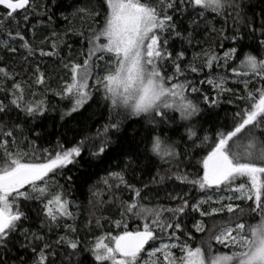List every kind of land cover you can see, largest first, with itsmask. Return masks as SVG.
I'll return each mask as SVG.
<instances>
[{"label": "snow or ice", "instance_id": "6c2138e0", "mask_svg": "<svg viewBox=\"0 0 264 264\" xmlns=\"http://www.w3.org/2000/svg\"><path fill=\"white\" fill-rule=\"evenodd\" d=\"M49 3L58 6V0ZM246 9L245 0H85L62 15L69 24L62 35L53 30L39 37L50 48L46 51L26 33L36 39L37 26L44 28L43 20L32 23L33 16H45L48 27L55 23L48 6H38L36 0H0V48L9 54L18 52L19 43L25 60L37 53L57 56L61 46L71 55L68 39L80 38L84 59L63 63L70 79L53 93L68 102L59 114L62 126L91 120L96 113H86L97 103L96 93L109 113L94 136L57 139L53 147L41 148V133L29 128L30 139L25 126L55 108L42 99L29 101L25 85L44 86L45 75L37 66L25 79L0 61V92L5 94L0 114L14 109L25 118L8 127L0 124V264H57L58 259L74 264L83 252L90 254V264H264V9L259 25ZM209 13L223 18L221 29L208 24ZM185 15L188 27L180 19ZM75 20L92 26L78 30ZM201 24L205 33L219 35L218 48L229 41L222 55L198 32ZM173 40L181 42L180 49L171 47ZM184 45L199 51L189 58ZM221 67L231 77L214 75ZM230 78L243 89L226 86ZM205 84L214 95L204 91ZM227 93L234 97L227 101L234 105L230 123L218 125L212 136H201L197 118L219 107ZM129 129L132 143L125 145L121 141ZM196 149L205 150L199 159ZM113 152L119 157L112 159L131 158L126 168L132 160L148 161L150 180L137 186L126 178L125 168L108 171L102 181L105 198L92 190L89 203L118 204L120 219L109 221L94 242H84L74 223H68L77 216L59 178L72 181L65 171L69 166L80 167L85 157L102 165ZM169 181L175 188H190L167 194L168 204L153 203L159 187ZM192 189L202 196L190 202ZM121 191L127 199L117 195ZM28 201L40 205L37 231L24 210ZM91 225L89 220L86 226ZM96 227H104L99 218ZM54 231L64 234L50 240ZM17 246L22 251L12 255ZM75 264L84 262L76 259Z\"/></svg>", "mask_w": 264, "mask_h": 264}, {"label": "trees", "instance_id": "16d2710c", "mask_svg": "<svg viewBox=\"0 0 264 264\" xmlns=\"http://www.w3.org/2000/svg\"><path fill=\"white\" fill-rule=\"evenodd\" d=\"M85 0H58V6L52 7V4L49 3V0H36L38 6L47 5L49 11L54 14L55 23L48 27V21L45 16H33L32 23L36 24L37 21L43 20L44 28L41 30V27L38 25L36 30V39H33L31 32H27V38L36 46V47H44L45 50H50L48 45H41L39 37H47L51 34L53 30L63 34L64 30L69 27L68 22L62 19V15H69L74 11L75 7L81 6ZM247 5V15L249 19L255 17V22L257 25L260 23L261 18V10L264 9V0H245ZM40 11L43 12L44 8L40 7ZM182 21L183 27H188V19L187 16L180 18ZM76 28L79 30L83 28V30L87 31L92 25H90L89 21H81L75 20L73 21ZM208 24L214 25L217 30L221 29L223 26V18L216 17L214 14H208ZM6 27H14V25H7ZM232 22L229 21L226 30L228 35H231L232 31ZM198 32L205 36L208 42L213 46L217 47L220 43L219 35L212 33H205L204 25L201 24ZM258 34V33H257ZM197 39H200L198 36ZM252 41L249 39L245 41V43H251ZM68 43L72 45L71 55H69V50L66 46H61L58 51V55L54 57H41L37 53V55L33 57H29L27 60L24 59L25 52L22 48L19 47V43L16 44L18 48V52L16 54H9L4 49L0 48V61L6 62L9 69L20 72L21 76L27 79L32 75L35 68L39 66L41 72L44 73L46 78V83L44 86L33 85L31 88L28 85H25V95L26 98L31 100H44L50 108L54 107L55 111H50L43 118L37 119L36 121L29 120L27 125L25 126V135H29V138H34L33 135L28 133L29 128H35L36 131L41 133V137L37 140V144L41 148H51L54 146L57 139H61L66 142H71L73 139H80L82 137L94 136L96 134V129L99 128L104 122L107 116L109 115L108 111L105 108L103 101L98 99L99 93L95 94V98L97 99V103L92 104V108L89 110V115L91 113H96L95 116L89 121H80L77 122L73 120L71 123H68L65 126H62V121L59 119L60 111L65 109V105L68 103L66 100H60L59 97L55 96L53 93L60 90L64 81L70 79V74L68 70L63 66V63H67L70 61L81 62L84 59V56L81 52L82 45L79 37H72L68 39ZM224 48H218L217 51L222 55L224 51L227 50L229 46V41H223ZM170 45L173 49H180L181 42L178 40L170 41ZM185 48H188L187 45H184ZM193 51H199V47L193 45V47L188 48L189 58L191 57V53ZM247 51V49H246ZM61 57L63 58V62L61 61ZM215 74H226L231 77L230 72L225 73V69L223 67L216 69ZM190 76L192 74H189ZM228 87L235 88L237 90H242V84H236L232 82L231 78L229 79ZM258 86V85H257ZM204 91L214 95L211 91L210 85L202 86ZM251 87V86H250ZM35 92V96H32L30 93ZM242 94V93H241ZM4 93L0 92V100L4 99ZM229 99H234L233 95L230 93L225 94L221 100L219 107L214 109H206V111L197 118L199 121L197 127L203 128V133L209 136H212L213 130L220 124L224 122L231 121V116L234 111V105L227 103ZM7 102V101H5ZM236 103H240L237 101ZM114 115V114H113ZM23 121L25 118L22 113H18L16 110H11L7 113V115L0 114V124L4 125V127H8L11 124H14L17 120ZM126 123H132L128 121ZM133 127L139 130L140 126L138 124H133ZM133 133L131 129L127 132L126 135L122 137V143L127 145L128 143H132L131 137ZM11 141V138H9ZM21 148L25 147L24 143L19 145ZM10 147L12 146L10 143ZM142 151V149H141ZM204 149H196V159H199L200 155L204 154ZM113 156L119 157V152H113L105 159V163L102 165H96L93 163L87 162V157L84 158L82 165L80 167L73 168L69 166L68 169H65L67 175L72 176V181H67L64 178H59L61 184L66 185V195L73 202L72 210L76 213V220L68 221L69 224H73L77 227L78 237L82 238L84 242H94L95 238L99 235H102L109 228V221L114 219H120V207L118 204L106 203L103 205L100 204H90L89 201L93 200L92 190H98L101 193V198H105V185L102 183L103 179L107 177L108 171H120L121 168H125L126 170V178L135 183L137 186H141L142 182H148L150 180L149 172L152 170V166L146 160H140L137 164L135 160H132V167L126 168V164L131 159L130 157H120L118 159H112ZM119 165V167H118ZM159 167H166L165 165H160ZM187 171L192 172L191 168H188ZM154 175V171L152 172ZM190 186L181 185L179 188L173 187V182L169 181L165 185L159 187L158 191V200H154L153 203L163 202L168 204L169 201L164 199V197L169 193L179 192L181 190H188ZM121 199H127V193L121 191L117 193ZM202 196L201 193L197 192L195 189L190 191V202L199 199ZM209 205H205L204 207H208ZM40 208V205L37 201H28L24 202V210L28 212L31 220L29 223L32 226L33 231H37L39 228L40 217H38L37 212ZM102 217H108V220L102 219ZM101 219V223L104 225L103 228L96 227V220ZM190 219V217H189ZM217 220L219 218H216ZM92 221L91 229H89L86 225L88 221ZM254 222V221H253ZM130 227L134 228L135 223L130 222ZM113 232L116 231L115 228L112 229ZM43 232H47V230H43ZM64 234L63 231H54L49 235L50 240H54L58 238L59 235ZM200 236L201 234H197ZM22 250L19 247H15L12 250V255L20 253ZM59 252H63V249H58ZM227 251V249L225 250ZM30 256L31 254L28 253ZM79 259L84 262V264H90L91 257L87 252L80 253L78 257L73 258V262L75 264V260ZM57 264H60L58 259Z\"/></svg>", "mask_w": 264, "mask_h": 264}, {"label": "rangeland", "instance_id": "374dc122", "mask_svg": "<svg viewBox=\"0 0 264 264\" xmlns=\"http://www.w3.org/2000/svg\"><path fill=\"white\" fill-rule=\"evenodd\" d=\"M226 250V249H225Z\"/></svg>", "mask_w": 264, "mask_h": 264}]
</instances>
